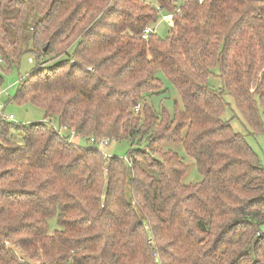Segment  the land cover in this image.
<instances>
[{
	"label": "trees",
	"instance_id": "obj_1",
	"mask_svg": "<svg viewBox=\"0 0 264 264\" xmlns=\"http://www.w3.org/2000/svg\"><path fill=\"white\" fill-rule=\"evenodd\" d=\"M157 6L167 34L143 39ZM23 52L36 68L12 100L44 117L0 118V264H264V164L245 139L264 133V0H0V69ZM161 74L172 111L148 102ZM52 123L126 142V158Z\"/></svg>",
	"mask_w": 264,
	"mask_h": 264
},
{
	"label": "rangeland",
	"instance_id": "obj_2",
	"mask_svg": "<svg viewBox=\"0 0 264 264\" xmlns=\"http://www.w3.org/2000/svg\"><path fill=\"white\" fill-rule=\"evenodd\" d=\"M146 2L150 3L151 5H156V0H145ZM170 21L169 20H162L159 17V20L155 25H152L153 30L155 31L156 36L164 37L167 34L169 29ZM64 55H60L55 57L54 59L50 55H45L47 60L46 64H52L60 59H62ZM31 59V61H29ZM42 59L41 61H43ZM34 56L28 52H23L20 56L19 61L10 68L2 67L0 69V91H2V101L5 104L4 108V116H8L12 114L14 116V120L10 121L14 124H30L43 121L44 112L42 109L31 105L30 103H16L13 102V98L17 94V88L20 83V79L25 78L29 73L34 71L36 68ZM1 63V62H0ZM162 81L168 87L167 91L159 96H154L148 99V102L155 108L159 109L161 106H165L167 109L172 111V104L174 100L179 102V96L175 88L171 85V83L166 80L163 75H160ZM209 84L214 88H222L221 80L215 75H212L209 78ZM226 100L229 102V106L226 108L223 117L229 120L231 127L239 133L245 134L249 129L242 121L238 110L232 101V99L226 96ZM55 124V123H52ZM56 127L59 125L56 123ZM62 135L68 136L69 132L62 130ZM18 138L20 136L18 135ZM245 139L249 146L259 155L262 164H264V133L257 136L252 137L250 135L245 136ZM69 142L78 144L80 146H87L90 143L86 138H79L73 137L68 139ZM176 150L184 162L188 165V171L183 178L184 183H196L199 182L202 176L196 171L195 162L192 158L187 156L185 152L181 148L173 147ZM129 150V145L126 142L121 141H111L110 144L105 148L106 151L110 155H115L120 158H126V154ZM153 156L156 157V154ZM49 226V232H53L55 229L58 228L57 218L52 216L47 220Z\"/></svg>",
	"mask_w": 264,
	"mask_h": 264
},
{
	"label": "built area",
	"instance_id": "obj_3",
	"mask_svg": "<svg viewBox=\"0 0 264 264\" xmlns=\"http://www.w3.org/2000/svg\"><path fill=\"white\" fill-rule=\"evenodd\" d=\"M199 2H201L202 0H198ZM158 10L160 12V18L162 20H168L170 17H171V14H167V13H164L163 10L158 7ZM153 31V28L148 25V26H145L142 33H141V38L143 39H146L148 37V35ZM29 61H31V59H29ZM2 97V91H0V118H3V119H6L7 121H13L14 120V116L12 114H9L8 116H4V108H5V104L4 102L2 101L1 99ZM139 108L140 106L139 105H136L134 110L135 111H139ZM53 128L55 130H57L58 134L62 137V138H65L67 139V141H69L68 139H71L73 137H79L76 132L74 130H71L69 129L66 125H61L59 127H56L55 124L52 125ZM62 130H65V131H68L69 132V135L68 136H64L62 135ZM88 142L90 143L89 145L94 147L95 149H97L98 151H100L102 153V155L104 157H110L111 155L108 154L105 150V148L110 144L111 140H109L108 138L106 137H89L88 138ZM262 232L264 233V230H262ZM260 233L258 232L257 235H259Z\"/></svg>",
	"mask_w": 264,
	"mask_h": 264
}]
</instances>
